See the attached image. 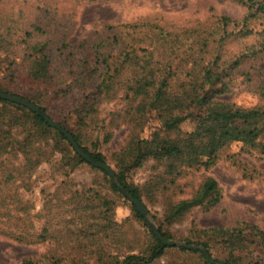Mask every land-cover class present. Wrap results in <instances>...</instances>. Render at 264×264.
I'll return each mask as SVG.
<instances>
[{
    "label": "trees",
    "instance_id": "obj_1",
    "mask_svg": "<svg viewBox=\"0 0 264 264\" xmlns=\"http://www.w3.org/2000/svg\"><path fill=\"white\" fill-rule=\"evenodd\" d=\"M234 1L247 7L242 23L224 14L211 13L199 18L188 12L178 17L154 13L124 23L103 25L101 31L77 43L66 40L69 20L64 22L67 29L62 40L52 38L34 22L19 26L14 32L7 27L9 32H3L0 48L6 54L3 62H7L10 78L18 69H24L33 80L38 78L46 83H56L57 78L64 76L63 87L56 92H63L64 96L80 92L78 107L73 109L77 133L68 131L86 153L106 163L103 153L89 151L83 145L92 135L97 139L99 129L104 128L98 117L102 103L114 105L105 124L108 128L105 140L111 135V129L121 124L126 125L128 139L115 154L118 169L112 181L104 169L79 156L65 135L40 114L0 97V234L24 244L54 241L45 264H71L66 252L72 245L78 246L77 264H89L87 259L92 257L104 264H150L170 248L187 254L189 260L200 259V264H232L230 259H236L233 252L244 246L246 232L264 239L263 231L244 224L238 228L199 229L203 237L168 245L150 229L153 242L146 254L132 253L133 245H129L124 236V223L114 220V203L105 194L77 189L64 201L61 194L55 192L44 201L40 212L33 213L31 205L17 191L10 192L9 183L15 176L2 159L16 150L11 130L20 128L26 137L17 150L23 155L26 172L30 173L40 163V158L32 159L26 148L38 141L42 130L49 129L71 147L73 155L68 156V164L75 163L74 160L84 161L107 177L113 194L128 199L118 188L121 186L140 199L138 191L129 187L126 174L147 160L161 165L173 182L174 177L182 173L183 166L209 169L223 157L224 149L232 142L240 143L242 152L264 156V106L244 108L223 98L230 90L231 79L237 74L250 75L249 70L240 69L245 62L264 59V36L260 43L259 40L251 43L248 50L242 48L228 54L232 39L246 40L254 33H262L264 29L258 31L257 24L252 23L264 24V0ZM13 47H16V55L10 57L8 53ZM24 58L34 62L33 65H26ZM34 64L41 65L43 73H35ZM259 67L264 68V64ZM261 73L264 77V72ZM0 91L9 93L1 88ZM28 100L46 114L43 105ZM187 121L193 122L192 128L181 130V124ZM150 122L156 125L144 135ZM37 126L42 128L36 130ZM220 198L217 181L206 175L196 193L174 203L171 210L181 216L197 206H212ZM128 200L135 216L147 225L145 217ZM158 230L169 239L160 227ZM211 234L221 236L220 239L228 243L232 249L230 259L212 256L210 244L204 239ZM189 244L206 251L190 248ZM123 247L127 251L121 252ZM21 264H39V261L26 258Z\"/></svg>",
    "mask_w": 264,
    "mask_h": 264
},
{
    "label": "rangeland",
    "instance_id": "obj_2",
    "mask_svg": "<svg viewBox=\"0 0 264 264\" xmlns=\"http://www.w3.org/2000/svg\"><path fill=\"white\" fill-rule=\"evenodd\" d=\"M187 12L199 18H205L211 13L224 14L242 23L247 7L234 0H0V39L3 38V32L8 30L7 27H11L14 32L19 26L34 22L52 38L62 40L67 29L64 22L69 20L66 40L77 43L95 31H101L102 26L106 24L124 23L154 13L178 17ZM252 24H257L258 31L264 29V24L258 26V21ZM259 33L261 32L250 35L246 40L232 39L228 54L237 49L248 50V46L251 48V43L256 44L257 40L260 43L264 30L261 35ZM10 36L11 33L8 38ZM2 49L0 48V88L38 102L46 108V114L52 120L77 133L76 112L73 109L78 107L80 92L68 96H64L63 92H56L58 88L63 87L64 76L57 78L56 83H46L38 78L33 80L24 69H18L10 78L7 62H3L6 54ZM8 54L10 57L16 55V47ZM23 62L26 65L32 63L26 58ZM255 62L256 64H251ZM263 62L264 59L245 62L240 69L244 72L249 70L250 75L237 74L231 79L230 90L223 98L244 108L264 106V77L261 73L264 68L259 67ZM33 69L35 73H43L41 65L34 64ZM99 109V124L104 123L105 129L100 128L97 139L92 135L83 145L89 151L103 153L106 164L115 171L118 169L115 154L125 145L128 131L126 125L121 124L119 128L111 129V135L105 140L108 130L105 124L110 119L114 105L112 102L102 103ZM149 125L151 126L146 125L144 135L154 129L156 122H150ZM192 126L193 122L187 121L182 123L180 128L187 131ZM37 127L36 130L42 128ZM11 131L16 150H11L2 158L15 176L9 183L10 192L17 191L23 200L31 205V212H40L44 201L55 192L61 194L65 201L70 199L69 196L77 189H89V192L90 189L97 190L114 203V220L124 223V236L129 245H133L131 252L146 254L153 242L149 231L151 227L135 216L128 199L113 194L107 177L100 170L93 169L84 161L77 163L74 160L75 163L68 164V156L73 155L71 147L52 130L44 129L38 141L26 148L32 159L40 158V163L27 173L23 155L17 150L18 144L25 141L26 135L20 128L15 127ZM240 146L238 142L229 144L223 151V157L207 170L202 166H183L182 173L174 177L173 182L170 175L165 173V169L153 160H147L141 166L130 169L126 174V181L129 187L138 191L140 200L147 207V219L155 227H160L169 241H194L203 237L199 229L209 227L238 228L248 224L264 232V156L242 152ZM206 175L217 181L221 193L220 200L212 206H197L181 216L175 215L171 206L196 193ZM153 178L157 179L152 182ZM35 225H38L37 222ZM220 238L221 236L211 234L209 238L204 239L209 242L213 257L230 259L232 249ZM243 238L244 246L233 252L236 259H230L232 264H264V239L251 231L246 232ZM54 243L46 241L24 244L0 234V264H21L26 258L38 260L39 264L48 263L46 257ZM126 249L123 247L121 252L127 251ZM78 253L77 245H72L67 250L69 263H78ZM87 260L89 264H104L95 257ZM200 261L197 258L189 260L187 254L170 248L165 255L150 264H200Z\"/></svg>",
    "mask_w": 264,
    "mask_h": 264
},
{
    "label": "water",
    "instance_id": "obj_3",
    "mask_svg": "<svg viewBox=\"0 0 264 264\" xmlns=\"http://www.w3.org/2000/svg\"><path fill=\"white\" fill-rule=\"evenodd\" d=\"M0 97L5 98V99H9L12 101H15L17 103H20L22 105H25L26 107L30 108L32 111L37 112L38 114L41 115V117L51 126L56 127L60 132H62L65 137L67 138V140L70 142V144L72 145V147L74 148L75 152L81 156L82 158H84V160L90 162L93 166L95 167H100L102 169H104L109 177L111 178L112 181H114V175L115 172L114 170L106 163L94 160L88 153H86L77 143V141L74 139V137L72 136V134L65 129L60 123L52 120L47 114L43 113L40 111L39 107L37 105H35L34 103L30 102L28 99H25L23 97H20L18 95H14V94H10V93H6V92H2L0 91ZM118 188L123 192V194L130 199V201L135 205L137 211L145 217V221L148 223V225L151 227L152 232L156 235V237L158 239H160L164 244H168V245H173V244H177L180 245L181 243H177V242H172L167 240L162 233L158 230L157 227L154 226V224L152 222H150L146 215H147V207L144 205V203L140 200L137 199L133 196H131L124 188H122L121 186H118ZM190 248L193 249H201L203 252L206 251V249H204L203 247L197 246V245H192L189 244L187 245Z\"/></svg>",
    "mask_w": 264,
    "mask_h": 264
}]
</instances>
